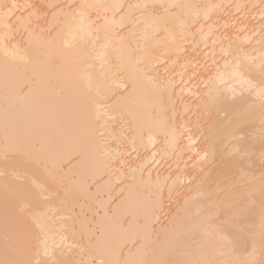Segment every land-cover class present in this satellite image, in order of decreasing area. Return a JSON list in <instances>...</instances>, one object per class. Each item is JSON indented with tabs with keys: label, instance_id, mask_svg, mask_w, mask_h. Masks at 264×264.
Listing matches in <instances>:
<instances>
[{
	"label": "bare ground",
	"instance_id": "6f19581e",
	"mask_svg": "<svg viewBox=\"0 0 264 264\" xmlns=\"http://www.w3.org/2000/svg\"><path fill=\"white\" fill-rule=\"evenodd\" d=\"M0 264H264V0H0Z\"/></svg>",
	"mask_w": 264,
	"mask_h": 264
}]
</instances>
